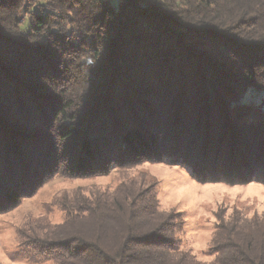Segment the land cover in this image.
Here are the masks:
<instances>
[{
	"label": "trees",
	"instance_id": "trees-1",
	"mask_svg": "<svg viewBox=\"0 0 264 264\" xmlns=\"http://www.w3.org/2000/svg\"><path fill=\"white\" fill-rule=\"evenodd\" d=\"M163 161L264 185V0H0V214L54 176ZM63 210L22 237L27 261L264 264V213L218 210L204 261L150 185Z\"/></svg>",
	"mask_w": 264,
	"mask_h": 264
},
{
	"label": "rangeland",
	"instance_id": "rangeland-1",
	"mask_svg": "<svg viewBox=\"0 0 264 264\" xmlns=\"http://www.w3.org/2000/svg\"><path fill=\"white\" fill-rule=\"evenodd\" d=\"M37 8L43 12L46 10L42 3ZM21 15L22 19L26 18L27 11L24 10ZM28 28V23H25L23 29ZM128 180L136 181L142 188L152 186L160 209H174L184 213L185 224L176 233V237L181 246L190 248L198 259L204 261L213 258L208 253V246L218 210H226L225 214L234 208L247 215L264 213L263 184L256 181L243 185L201 183L192 176L188 167L170 164L168 161L115 167L103 176L76 179L54 176L32 195L23 198L18 206L0 214V263L53 264L49 259L27 261L20 252L22 237L34 231L41 233L46 227L62 223L66 215L63 204L76 196H86L97 189L112 190Z\"/></svg>",
	"mask_w": 264,
	"mask_h": 264
}]
</instances>
